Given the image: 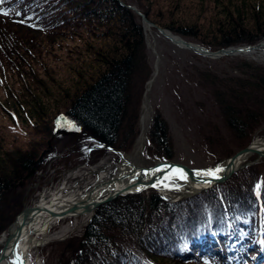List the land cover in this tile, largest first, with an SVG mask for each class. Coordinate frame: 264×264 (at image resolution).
I'll return each mask as SVG.
<instances>
[{
	"label": "rangeland",
	"instance_id": "obj_1",
	"mask_svg": "<svg viewBox=\"0 0 264 264\" xmlns=\"http://www.w3.org/2000/svg\"><path fill=\"white\" fill-rule=\"evenodd\" d=\"M117 1L132 11L134 20L143 29V44L134 46L139 68L132 78L133 95L129 108L130 112L136 108V116L134 119L127 116V127H130L128 131L132 132L121 152L103 143L104 146H93L88 137L80 135L73 128L74 122L56 123L60 125L55 126L53 133L46 134L48 129L41 128L40 125H43L47 115L39 118L36 114L39 109L34 110L32 103L41 106L47 102L52 110L56 107V110L60 109V102L54 104L53 101L58 97L60 100L61 93L66 90L73 93L84 90L102 71L109 69L119 53L116 46H121L123 51L121 41L125 39L120 35L102 36L101 29L97 30L100 36H95L87 26L78 28L74 34L55 35L54 32L42 31L37 26L0 23V46L4 43L5 48V44L10 45L18 38L19 41L26 42L24 51L27 52L25 54L21 50L17 54L22 59V65L15 54L8 65L4 60V50L0 53V169L11 171L9 175H12V169L18 165L21 168L23 158L29 151L34 148L38 150L35 160L43 154V161L28 179L23 180L25 174L19 181H10L6 187L3 201L6 206L0 216V222L3 223L0 228V251L2 236L8 233L16 216L23 209L34 206L41 198L45 197L46 201L56 192L67 197L71 193L85 192L97 177L105 173H116L123 163L150 167L162 160L163 158L155 155L156 146L149 134L156 116L165 124L163 131L169 143L171 142L172 157L163 159L165 161L182 163L191 168L214 169L220 166L222 160L240 149L225 126L221 102L230 96L225 93L227 85L237 86L238 78L253 79L254 76L260 87L264 86V81L261 80V71L264 70L263 52H256L253 56L233 55L232 52L216 57L203 55L176 45L154 26L148 29L140 15L143 14L156 26L169 30L183 40L208 49L199 42V38L180 34L175 27L196 31L201 39L219 41L220 33H217L216 39H213V33L220 27L218 17L226 10L224 6L229 0ZM249 2L242 8L243 14L249 17L244 22L251 31H256L252 5L256 7V11L263 13L264 0ZM240 7L241 2L235 5L233 2L229 9L239 13ZM39 13H43V9L37 14ZM74 25L81 26L79 23ZM257 39L254 44L243 42L208 50L250 47L264 42V36H258ZM263 50L264 48L261 49ZM149 81L151 83L148 84ZM23 87H29L36 98L31 99L33 95L29 89L20 91ZM20 92L27 94L25 101L19 98ZM13 94L17 96H11ZM25 116H31V119L26 120ZM263 138L264 118L259 120L246 141ZM225 151L231 152L223 155ZM18 152L25 155L20 160ZM255 157L251 155L245 162ZM263 159L259 158L252 165ZM178 195L182 194L168 192L166 197L174 198ZM192 195L194 194H183V197ZM89 216L90 214H84L63 218L40 234L39 242L30 251L33 264H63L72 261L78 253L79 237ZM61 229L64 230L63 233L58 234ZM250 230L252 228L240 236L239 243L244 245L241 248L225 247L227 239L233 236L226 238L225 235L226 242H223V235H220L218 242L215 240V243H209L210 259L200 264H226L221 256L229 255V252L234 256L240 253L238 257L245 259L244 264H256L259 246L254 244L253 236L245 238L249 236ZM245 240L251 241L246 244ZM220 245L226 250L218 254ZM231 249L234 251H229ZM198 250L201 251L200 246L197 247ZM165 264L176 263L167 261ZM178 264L186 263L183 261Z\"/></svg>",
	"mask_w": 264,
	"mask_h": 264
},
{
	"label": "trees",
	"instance_id": "obj_2",
	"mask_svg": "<svg viewBox=\"0 0 264 264\" xmlns=\"http://www.w3.org/2000/svg\"><path fill=\"white\" fill-rule=\"evenodd\" d=\"M233 2L234 5L241 2L239 13L229 9ZM248 3L249 0H229L224 6L226 10L218 17L220 27L213 33V39L220 33L219 41L201 39L198 32L185 27L178 26L175 30L199 38V42L210 50L243 42L254 44L258 36H264V12L259 13L252 5L256 31H251L244 22L249 17L242 11ZM42 9L43 13L37 14ZM0 12L8 13L0 14V23L37 26L55 35L74 34L78 28L87 26L95 36L120 35L125 39L121 41L123 51L121 46H116L119 53L109 69L102 71L84 90L75 93L66 90L61 93L60 100L58 97L53 101L54 104L60 102V109L52 110L47 102L41 106L32 103L34 110L39 109L36 111L39 118L47 115L40 125L48 129L44 130L46 134L53 133L55 126L60 125L56 123L74 122L75 128L79 129L76 131L93 144L103 143L121 152L125 141L131 138L127 116H132L131 119L136 116V108L129 111L132 78L139 68L134 46L143 44V29L134 20L132 11L117 0H2ZM76 23L81 26H75ZM98 29H101L100 35ZM25 44L18 38L10 45L5 44V48L2 43L0 53L3 49L8 65L13 61V54L17 58L21 50L27 54ZM19 60L22 65V59ZM261 76L264 81L263 69ZM254 79V76L253 79L238 78L237 86L227 85L225 93L230 96L221 102L225 126L240 148L249 143L246 140L259 120L264 118V86L260 87ZM27 89L31 91L29 87L20 91ZM30 94L33 95L31 99L36 98L33 91ZM25 97L27 94L20 92L19 98L25 101ZM14 114L19 118L17 113ZM25 119H31V116H25ZM164 128L162 119L156 116L149 134L156 146L155 155L169 159L172 157L171 142ZM227 152L231 151H225L223 155ZM28 153L25 156L18 152L19 160L25 157L21 168L18 165L12 169V175H9L11 171L0 169V216L6 206L3 202L6 187L10 181L22 179L33 165L38 150L34 148ZM260 202L264 207V159L234 172L223 183L175 201L163 198L153 189L147 193L118 196L94 209L79 237L78 253L72 261L63 264H165L167 261L194 264L196 258L184 256V250L202 239H211L213 235L233 236L236 237L234 241L240 240V236L259 219ZM2 224L0 222V228Z\"/></svg>",
	"mask_w": 264,
	"mask_h": 264
},
{
	"label": "bare ground",
	"instance_id": "obj_3",
	"mask_svg": "<svg viewBox=\"0 0 264 264\" xmlns=\"http://www.w3.org/2000/svg\"><path fill=\"white\" fill-rule=\"evenodd\" d=\"M146 27L148 29L152 28V26L147 23ZM162 35L170 39L176 45L188 48L183 46L181 43H177L178 38L176 34L165 30V35ZM263 48L264 42H259L255 46L232 49L231 54L249 56H253L256 52H263L264 54V50L261 51ZM192 50L197 53H200L201 51L198 47H195ZM151 81H149L148 84L151 83ZM253 143L254 144L252 145L255 148L260 149L259 151H264V138L255 139ZM242 161L243 159H240L239 161L235 160L234 165L237 166ZM234 165L232 166L235 167ZM200 169L204 170V168ZM138 174L137 167L123 163L116 173L111 175L105 173L97 177L93 182L94 184L85 192L76 194L71 193L68 197L65 195L62 196L59 192H56L54 195L48 197V200L46 201H44L45 197L41 198L38 203L34 204V206L26 209L25 214L19 213L11 224L8 233L2 236L1 246H5L6 249H4V251H0V255L4 254L2 260H0V264H33L31 261L30 251L39 242L40 239L38 236L40 234H43L45 230L47 231V229L58 220L66 217L84 215L87 213L86 211H90L94 208L93 204L96 201L105 197L108 193L124 192L127 188H132V185L136 182ZM149 175L150 173H145L143 178L145 179ZM170 175L171 174L168 176ZM165 177L161 181L156 182L154 185H158L156 188L166 194L172 190L186 192L192 187L198 188L205 186L203 184L191 183L190 185L192 187H187L180 183L181 181L177 179L174 186L165 188L161 185V182H168L165 181ZM67 212L68 214H64ZM63 231L64 230L61 229L57 233L61 234Z\"/></svg>",
	"mask_w": 264,
	"mask_h": 264
},
{
	"label": "water",
	"instance_id": "obj_4",
	"mask_svg": "<svg viewBox=\"0 0 264 264\" xmlns=\"http://www.w3.org/2000/svg\"><path fill=\"white\" fill-rule=\"evenodd\" d=\"M140 15H141V17L145 23L158 28L159 31H161V33H163L165 35L166 29H163V28L156 26L155 24H153L152 22L147 20L143 14H140ZM177 38H178L177 43H181L183 46L188 47L190 49H194L195 47H198L199 49H201L200 53H202L203 55H207V56L211 55V56L216 57V56H220V55H224V54H229V53H231L232 49H235L234 47H228L225 49H220L218 51H210V50H208V49H206V48H204L198 44L187 42V41L183 40L182 38H180L179 36H177ZM252 144L253 143H250L249 145L243 147L242 149H239L232 156L225 159L223 161V165L221 166L222 171L220 174H218V178H202L200 176L195 175L196 171L199 169L190 168L187 165L177 163V162H173V161L161 160V161L156 162L154 165H152L150 167H137L139 174H138V177H136V182L132 185V188H127L124 192L108 193L105 197H102V198H100V200L96 201L93 204L94 208H92L90 211H86L87 213H85V214L86 215L91 214V212L97 206H99L100 204L105 203L107 201H110L119 195H125V194H129V193H139V192H142V191H144L150 187H153L152 185H154L156 182L161 181L162 179H164L165 176H168L169 174H171L170 171L173 168H180V169L184 170V172L188 176V179L186 181L185 180H180V181L185 182V184H187L188 186L192 187L190 185L191 183L205 185L204 187H198V188L192 187V188H190L191 193H197V192L201 191L202 189L210 187L216 183L224 182L236 170L241 169L247 165H250L253 162L257 161L259 158L264 157V151H259L260 149L255 148ZM251 154L256 155V157L252 161H247V162L242 161L237 166L234 165L235 160L236 161H239L240 159L244 160L247 156H249ZM42 156H43V154H41V156L37 160L34 161V164L29 169V171L26 173V175L23 177V180L28 179L34 173L37 165L43 161ZM128 165H131V164H128ZM232 165H234L235 167H233ZM134 167H136V166H134ZM145 173H150V175L144 179L143 175ZM205 179H210L211 182L210 183L203 182ZM20 184H22V182H20ZM137 189H140V190L137 191ZM29 208L23 209L20 213L25 214L26 209H29ZM64 214H68V212L64 213ZM64 214H62V215H64ZM4 249H6L5 246L2 247L1 251H4ZM3 256H4V254L0 255V260H2Z\"/></svg>",
	"mask_w": 264,
	"mask_h": 264
},
{
	"label": "snow or ice",
	"instance_id": "obj_5",
	"mask_svg": "<svg viewBox=\"0 0 264 264\" xmlns=\"http://www.w3.org/2000/svg\"><path fill=\"white\" fill-rule=\"evenodd\" d=\"M0 2H2V0H0ZM0 14L2 15H8L7 12H0ZM73 128L75 130H79L78 128H75V126L73 125ZM222 171L221 168L217 167L214 169H207V170H199L195 173V175L200 176L202 178H218V173H220ZM179 179V180H187L188 176L185 174L183 169L180 168H175L171 170V175L170 176H166L165 177V181L168 182H161V185L165 188H169L174 186L175 181ZM203 182L205 183H210L211 180L210 179H205ZM153 187H157L158 185H152ZM257 188L259 189L260 186L258 185ZM140 189H137V191H139Z\"/></svg>",
	"mask_w": 264,
	"mask_h": 264
}]
</instances>
